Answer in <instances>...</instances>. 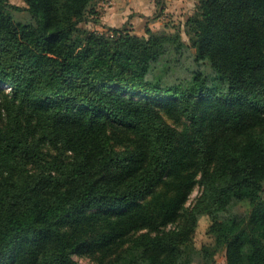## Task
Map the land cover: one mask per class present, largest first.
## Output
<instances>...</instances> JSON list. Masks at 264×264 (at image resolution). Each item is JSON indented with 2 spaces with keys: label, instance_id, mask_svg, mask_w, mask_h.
<instances>
[{
  "label": "trees",
  "instance_id": "1",
  "mask_svg": "<svg viewBox=\"0 0 264 264\" xmlns=\"http://www.w3.org/2000/svg\"><path fill=\"white\" fill-rule=\"evenodd\" d=\"M24 1L35 23L0 0V264H264V0H196L144 35L88 29L95 0ZM181 32L219 84L149 78Z\"/></svg>",
  "mask_w": 264,
  "mask_h": 264
},
{
  "label": "rangeland",
  "instance_id": "2",
  "mask_svg": "<svg viewBox=\"0 0 264 264\" xmlns=\"http://www.w3.org/2000/svg\"><path fill=\"white\" fill-rule=\"evenodd\" d=\"M187 2L188 4H190L189 9L186 8L188 4H186L184 8L183 7L181 8V9H186V13L194 8L196 0H187ZM6 3L8 5V12L10 13L14 21L22 22V23H35L34 19L26 9V3L24 0H6ZM166 3H167L166 0H159L158 5L166 6ZM104 7H105V0L94 1V8L96 9L97 13L100 14V16L105 11ZM184 15L185 14H183L182 18L179 19H178L179 16L176 18H171L170 16L171 18L170 21L165 23L166 25L172 26L169 27L168 30L172 31L174 30L173 27L176 26L180 27L183 22ZM100 20L103 22L105 21L104 18ZM103 22H99V24L88 22L86 24V27L90 30L95 29L101 31L102 30L101 24L105 25V23ZM181 39L183 40V46L181 51L175 53L174 48L172 46L167 47L166 52L160 57V59H158L156 62H154L151 65V69L149 71V78L152 80H159L161 84L165 85L169 83L178 82L180 80H187L195 70H199L207 76L209 83L219 84V79L217 78V75L215 74L209 61L208 60L196 61L194 57L195 55L194 48L190 46L186 34L181 32ZM4 90L7 91L8 88H5ZM167 119L177 128L180 127L177 124V121H175L173 118L168 117ZM109 132L110 135L112 134V137L114 139H119V138L124 139L122 143L133 142L135 140L134 135L126 130H119L111 127ZM122 143L121 142L119 143L116 140V144H117L116 147L118 146L120 147ZM199 191L200 188L198 187V185H196L194 190L190 194L187 204H190L191 202L194 201ZM249 209L250 207L248 201H234L230 204L228 212L230 214L244 216L248 214ZM208 224H209V220L206 216L200 218L198 227L194 235V246L196 248H199L200 245L203 243H209L212 241L210 236L206 233ZM73 258L77 260L80 264H87L90 261L88 257L81 256L78 254H73ZM192 258L194 264H225L226 263L224 250L222 249L217 251V253L211 258H205L199 250H195L192 253Z\"/></svg>",
  "mask_w": 264,
  "mask_h": 264
},
{
  "label": "crops",
  "instance_id": "3",
  "mask_svg": "<svg viewBox=\"0 0 264 264\" xmlns=\"http://www.w3.org/2000/svg\"><path fill=\"white\" fill-rule=\"evenodd\" d=\"M159 0H105L104 18L107 27H128L137 35H144L145 28L154 30L165 27L171 18H182L186 9H181L187 0H166L165 5H158ZM185 1V2H183ZM190 4L186 8L189 9ZM171 16V18H170ZM103 29V28H102Z\"/></svg>",
  "mask_w": 264,
  "mask_h": 264
}]
</instances>
